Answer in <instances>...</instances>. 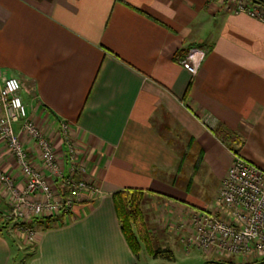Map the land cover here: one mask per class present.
I'll return each mask as SVG.
<instances>
[{"label": "crops", "instance_id": "1", "mask_svg": "<svg viewBox=\"0 0 264 264\" xmlns=\"http://www.w3.org/2000/svg\"><path fill=\"white\" fill-rule=\"evenodd\" d=\"M202 46L206 58L192 76L181 61ZM0 70L19 80L29 118L63 165L60 126L69 125L82 149L78 176L99 190L53 216L58 223L36 218L28 244L0 182V264H139L113 195L142 190L187 223L197 183L171 176L186 158L198 185L203 175L221 185L233 156L218 130L264 169V23L221 0H0ZM21 126L15 132L41 167ZM0 170L23 188L4 142Z\"/></svg>", "mask_w": 264, "mask_h": 264}, {"label": "built area", "instance_id": "2", "mask_svg": "<svg viewBox=\"0 0 264 264\" xmlns=\"http://www.w3.org/2000/svg\"><path fill=\"white\" fill-rule=\"evenodd\" d=\"M232 9L264 23L263 7ZM206 54L205 48H192L181 65L196 76ZM20 91L19 80L5 77L0 70V142L6 144L21 168L24 186L20 189L15 178L2 170L0 182L10 196V218L16 221L14 228L33 243L38 231L37 224L33 223L36 218L70 213L82 194L94 197L99 190L91 181L78 176L85 172L80 161L82 149L73 140L69 125L63 123L60 126L66 144L63 165L57 159L51 140L29 118ZM20 122L21 131L34 142L41 167L34 164L20 135L15 132L14 125ZM231 154L232 164L212 210L193 214L190 221L182 225L185 237L181 243L186 249L214 255L217 260L234 263L239 258L242 263L234 264H250L264 260V169L240 153L231 150Z\"/></svg>", "mask_w": 264, "mask_h": 264}, {"label": "rangeland", "instance_id": "3", "mask_svg": "<svg viewBox=\"0 0 264 264\" xmlns=\"http://www.w3.org/2000/svg\"><path fill=\"white\" fill-rule=\"evenodd\" d=\"M214 1L219 2L220 0ZM221 2L225 3L227 8H238V6H243L245 8H253L254 6H259L261 8L263 7L261 5L253 4L250 2V0H221ZM200 48L204 49L203 46ZM222 139L226 146H230V149L235 148L233 144L227 140V136L225 134H223ZM185 160L186 158L179 160V166L171 177L174 178L179 184H187V187H192L193 184L197 183L195 185L196 189L193 191L192 195L196 200H198L196 202L199 204L196 208H191L192 215L200 214L204 211H211L212 208L210 207H213L216 196H218L220 192L222 183L221 185H217V182L214 178L212 180L203 175L200 176V184L198 185L199 179L194 177L193 174H189V165L187 162H185ZM197 167H199V164H197L196 168ZM196 168H194L195 171H198ZM144 196L145 197L141 207L143 220H140L139 223L132 224L133 233L139 239L141 246V251L139 253V264H204L205 262L211 260L219 261L214 255H208L196 249H186L181 243V239L185 237L184 228H182V225H186L187 223L183 224L182 220L179 221L177 216L174 217L173 213L170 212L171 207H166L163 201L158 202L154 199V196H152L153 198L151 197L149 199V195L146 193ZM141 223L145 224L148 240L142 237L143 235L140 229ZM20 238L24 239L25 236L19 235V239ZM24 240L28 244H31V242L28 240ZM149 245L152 251L168 250L172 252L173 258L166 259L163 257L153 256L147 249ZM27 252L28 250L21 253L22 258L28 257ZM221 261L222 260L219 262ZM263 261L264 260L261 262ZM233 262L242 263L239 258H236V260Z\"/></svg>", "mask_w": 264, "mask_h": 264}, {"label": "trees", "instance_id": "4", "mask_svg": "<svg viewBox=\"0 0 264 264\" xmlns=\"http://www.w3.org/2000/svg\"><path fill=\"white\" fill-rule=\"evenodd\" d=\"M250 2L264 7V0H250ZM222 134H224L223 131L218 130L217 135H219L221 139L223 138V136H221ZM227 147L229 148L230 146L227 145ZM230 150L236 153H240L235 148L230 149ZM144 195H145V192L142 190H124V191H119L113 195L115 210L119 218V221L122 225L123 234L125 238L127 239V242L129 243L131 249L137 256L139 255L141 251V246H140L139 239L133 233L132 224L139 223L140 220H143V215L141 214V207H142L143 199L145 197ZM61 214L62 216H64L68 213L63 212ZM58 221H60L59 218H56L54 220L53 217H48L45 219L44 225L45 227H49L53 223H58ZM33 223L37 224L38 223L37 219L34 220ZM140 229L142 231V235H143L142 237L148 240L147 229L144 223H141ZM147 249L155 257H163L166 259L173 258V253L168 250L152 251V249L150 248V245L149 247H147ZM261 261L253 262L250 264H259ZM223 262H226V261H223ZM231 264H234V263L231 262Z\"/></svg>", "mask_w": 264, "mask_h": 264}, {"label": "water", "instance_id": "5", "mask_svg": "<svg viewBox=\"0 0 264 264\" xmlns=\"http://www.w3.org/2000/svg\"><path fill=\"white\" fill-rule=\"evenodd\" d=\"M204 264H231V263H224V262H219V261H215V260H211V261H207ZM259 264H264V261L259 263Z\"/></svg>", "mask_w": 264, "mask_h": 264}]
</instances>
